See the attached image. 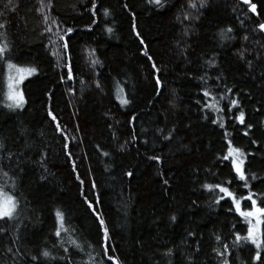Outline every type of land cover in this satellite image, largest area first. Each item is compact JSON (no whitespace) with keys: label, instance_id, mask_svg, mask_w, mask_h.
I'll return each instance as SVG.
<instances>
[{"label":"trees","instance_id":"trees-1","mask_svg":"<svg viewBox=\"0 0 264 264\" xmlns=\"http://www.w3.org/2000/svg\"><path fill=\"white\" fill-rule=\"evenodd\" d=\"M95 2L96 9L92 0H0L6 24L0 44L8 45L13 63L37 69L22 84L24 108L13 111L3 106L9 70L0 67V167L14 178L21 205L18 219L3 225L0 264H112L85 196L99 200L94 207L109 230L108 255L119 264H222L213 252L222 244L230 246L223 257L230 264H261L252 259L253 245L233 246V232L246 235L244 219L228 210L230 201L214 203L202 185L229 177L227 162L217 159L226 151L225 131L234 146L254 154L245 165L249 173L264 177V32L257 27L264 23V0H251L258 15L242 0H206L199 10L187 8L188 0H165L160 10L147 0ZM133 15L143 45L132 30ZM67 28L74 31L64 35ZM204 90L216 100L225 96L218 104L225 112L230 100H239L253 125L248 137L231 113L201 111L216 102ZM118 95L130 103L121 106ZM220 117L224 129L211 123ZM240 183L232 190L246 194ZM250 183L264 193L260 180ZM56 209L66 217L61 238L52 234ZM169 248L172 256H162Z\"/></svg>","mask_w":264,"mask_h":264},{"label":"snow or ice","instance_id":"snow-or-ice-1","mask_svg":"<svg viewBox=\"0 0 264 264\" xmlns=\"http://www.w3.org/2000/svg\"><path fill=\"white\" fill-rule=\"evenodd\" d=\"M147 2L153 6L156 7L157 10L163 9L166 7L165 0H147ZM242 3L245 5H248L247 11L251 12L253 14H257V4L252 3L251 0H242ZM206 0H188L187 2V8L189 9H196L199 10L200 8L205 7ZM125 9H127V5H124ZM97 4L95 0H92V9H96ZM93 16L96 15L95 11H93ZM104 15H109V11L107 9L104 10ZM179 19V17H177ZM184 20H189V15H184ZM45 20H47V17H45ZM95 23V20L92 21ZM55 23V21H53ZM258 29L261 32H264V23H259L257 25ZM6 28V24L0 23V29ZM48 31H51V29H47ZM132 30L136 34L137 38L140 40V44L143 45L144 41L143 39H140V33L136 30L135 25V17L133 15V25ZM74 31L72 28H67L65 30L64 35H69ZM107 31L111 32L112 29L108 28ZM227 32H232V29H227ZM64 35L59 36L60 41H64ZM221 38H225V33H220ZM245 40L248 39L247 36L244 37ZM62 47L67 50L69 45L66 41L63 42ZM10 52V49L8 48L7 44H0V67L7 70H14L17 74L15 77L12 75H7L5 77V84L7 87V91L3 92L4 101H6L3 106L6 107L9 110H22L24 108V105L26 103L25 96L22 90H19V85L24 82L25 79L36 73L37 69L35 67H22L18 66L17 64L13 63L12 60L9 58L8 53ZM143 55L148 58L149 61L152 60V57L148 54V51L145 50L143 52ZM243 58V57H241ZM99 61L93 60V64L98 63ZM250 64V62H249ZM68 67L67 71V77L68 79H72L73 77V71L70 66ZM152 67L155 68V63L152 64ZM157 84L160 83V81L157 79ZM99 87V85H97ZM3 89L0 88V92H2ZM228 93L232 92L231 88L226 89ZM120 93H123V89H119ZM203 97L205 98H211L213 100H216L215 97L211 96V92L209 90L203 91ZM118 100L121 106H126L130 103V101L127 98H124L122 95H118ZM225 99V96H220L219 100ZM219 100H216L215 103L209 104L205 102L204 106L201 108V111H204V108H207L210 112L214 111L216 113L224 112L225 116H227L229 113H231V116H229V119L234 120L236 123L244 126L246 129L243 132V135L245 137H248L250 135V132L252 130L253 125L246 123L245 120V113L242 110L240 106V102L237 99H232L228 102L227 105H225L226 112L224 109L218 107ZM197 103L199 104L200 101L198 100ZM233 109H236L238 111V114L236 112H233ZM48 116L51 118L53 122L56 124V130L58 132L62 131L60 128V124L57 121V117L53 114L52 111L48 112ZM209 116H205L204 119H209ZM135 119V117H133ZM212 124H217L219 128L224 129L225 123L224 118L220 117L219 119H211ZM163 131V130H158ZM175 131V129H173ZM230 133L225 131L223 133V137L226 144V151L222 153L220 156L217 157L219 161L227 162L224 163V167L228 169L229 177L220 182L216 183H205L202 185V187L207 190L209 193L214 194V203L220 204L221 201H230L231 206L229 207V211H235V213L244 219V221L247 224V231L246 235H240L239 232H233L232 235L234 236L233 246H239L240 243L243 241L246 244H251L255 248V254L252 257L254 261H260L261 264H264V259H262V250H264V193L257 194L252 191V185L250 181L260 180L261 183H264V177L258 176L256 173H249L248 169L245 167L246 162L248 160L249 156L254 155L253 153H248L242 150L241 148L234 146L231 139H229ZM165 140H169L172 138L171 133L167 136L163 137ZM67 139V137H65ZM252 144H256V140L250 141ZM5 146L2 141H0V149H3ZM65 149L68 148V145H64ZM103 155L107 156L108 153H103ZM70 156V153H69ZM150 160H154L157 163L160 162V157L158 156H150ZM75 166H73V171H75ZM128 176H132L133 174L131 172L127 173ZM0 176H2L5 179L4 183H0V235L5 234L7 232V229L3 227L4 224H7L11 221H15L18 219L19 212L21 210L20 200L17 195L14 194L15 189V182L14 178L9 177V173L5 171L2 167H0ZM7 179H12L13 182L11 185L7 183ZM77 180L80 181V184L83 185L84 181L80 179L79 175H77ZM241 182L238 187H242L244 190H246V194L240 193L238 195L237 191L232 190V185ZM164 183L167 184L168 181L164 180ZM95 183L92 184V188L95 189ZM9 188L12 189V191L9 190ZM82 195H85L82 192ZM260 200V205H258L257 201ZM244 202H250L248 208L245 210L242 208V203ZM85 203H87L89 209L93 210V213L96 215V219L99 222V227L102 232V238H101V247L103 249V255L107 256V259L112 262V264H119V260L111 255H108V249L109 244L108 241L110 240L109 236V230L105 224V221L102 219L101 215L96 213L94 205L99 204V200L95 201H89L87 197L85 196ZM170 220L172 222L176 221V217L172 216L170 217ZM66 224V217L62 210L56 209L55 211V221L53 225V235L57 238H61L63 233H67L68 229L65 227ZM235 227V226H233ZM189 235H193L191 232H189ZM215 241L220 244L222 242V237L220 235H215ZM74 246L79 249L80 246L75 243V241H72ZM223 250L221 248H213V252L216 253L218 257L222 258V264H230L228 259H223L225 254H231L230 253V246L228 244H222ZM11 251V249H9ZM196 252L200 251V248L197 247L195 249ZM64 252L67 253L68 249L64 248ZM173 254V250L171 248L167 249L164 253H162V256L164 257H171ZM40 256L44 258H50V253L48 251H42L40 253ZM63 259V257H61ZM54 259V257H53ZM38 256L33 255L31 256V261H37Z\"/></svg>","mask_w":264,"mask_h":264},{"label":"rangeland","instance_id":"rangeland-1","mask_svg":"<svg viewBox=\"0 0 264 264\" xmlns=\"http://www.w3.org/2000/svg\"><path fill=\"white\" fill-rule=\"evenodd\" d=\"M8 75H12L13 77H15L17 74L15 73V71L14 70H9V73H8ZM23 84V83H22ZM22 84H20L19 85V90H22Z\"/></svg>","mask_w":264,"mask_h":264}]
</instances>
